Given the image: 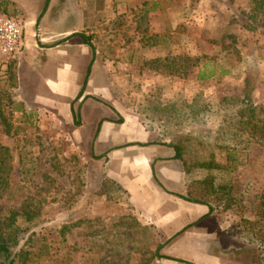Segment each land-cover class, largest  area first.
I'll use <instances>...</instances> for the list:
<instances>
[{
  "label": "rangeland",
  "instance_id": "obj_1",
  "mask_svg": "<svg viewBox=\"0 0 264 264\" xmlns=\"http://www.w3.org/2000/svg\"><path fill=\"white\" fill-rule=\"evenodd\" d=\"M83 2L88 18L82 32L99 50L101 61L115 67L110 71L117 75V96H124L121 100L157 139L171 142L169 134L174 133L173 141H180L189 164L213 150L215 160L229 166L237 202L217 214L229 236L223 257L225 264H257L256 246L248 244L239 229L248 226L243 220H254L253 208L264 188V138L251 141L236 160L211 146L213 125L223 114L235 128L239 109L251 106L255 121H264V30L249 31L236 21L250 11L251 0ZM0 13L18 16L4 0ZM19 58L0 54V92L27 109L13 112L15 134L6 135L0 126V144L12 150L13 173L18 155L22 170L33 172L26 185L39 200L41 213L30 224L32 241L24 248L31 254L24 264H150L160 244L156 231L130 214L125 192L105 176L102 164L84 155L66 123L34 107L18 84ZM199 95L216 111L206 124L168 125L165 135L159 123L151 121L157 117V105L180 107ZM192 189L189 197L203 198L197 184ZM204 199L211 200L215 212L220 209L212 197ZM10 205L0 196V210Z\"/></svg>",
  "mask_w": 264,
  "mask_h": 264
},
{
  "label": "crops",
  "instance_id": "obj_2",
  "mask_svg": "<svg viewBox=\"0 0 264 264\" xmlns=\"http://www.w3.org/2000/svg\"><path fill=\"white\" fill-rule=\"evenodd\" d=\"M4 1L24 28L20 88L35 108L66 123L84 155L125 192L130 214L156 231L150 264H225L223 221L208 204L185 198L183 162L117 96L115 67L79 34L88 18L83 0Z\"/></svg>",
  "mask_w": 264,
  "mask_h": 264
},
{
  "label": "trees",
  "instance_id": "obj_3",
  "mask_svg": "<svg viewBox=\"0 0 264 264\" xmlns=\"http://www.w3.org/2000/svg\"><path fill=\"white\" fill-rule=\"evenodd\" d=\"M155 5L152 4L151 8ZM236 21L239 25L249 31L264 30V0H251L249 12H243L242 16ZM85 42L89 43V38L79 33ZM90 44V43H89ZM10 70V68H9ZM12 78V77H11ZM248 100L249 93L245 95ZM14 100L8 94L0 92V126L6 135L15 134L13 132L12 117L13 112H26V106L23 102L14 105ZM155 119L151 116V121L156 120L161 127V132L169 134L166 130L168 125L179 126L187 121L191 124H206L210 115L216 113L210 102L202 96H197L193 101L183 102L180 107L177 103L166 105H157ZM159 107V108H158ZM183 109V111H181ZM248 110L243 114L242 111ZM182 113H181V112ZM222 115V113H221ZM214 135L211 146L213 149L223 150L236 160L238 152L246 151V148L253 140L264 138V121L254 118V109L251 106H244L239 109V126L237 124L234 130V124L228 114L222 115V120L213 125ZM17 128L15 127L14 130ZM247 132L245 136L243 132ZM175 157L179 158L184 165L185 180L188 190V200L195 202H204L210 206V211H215L211 200H205L204 197H212L219 202V208L216 212L220 214L233 208L237 199L232 195V185L229 177V166L227 163H220L215 160V153L212 150L209 157L194 160L189 164L183 157V149L180 141L174 142V133L169 134ZM8 146L0 144V196H5L11 203L10 206L0 210V264H24L31 254L24 245L32 241V232L30 224L40 216L39 200L33 198L28 186L32 178L30 169L22 170V158L18 155V169L13 173V155ZM40 167V165H39ZM37 171L40 174V169ZM21 169V171L19 170ZM39 169V170H38ZM35 172V173H36ZM38 175V174H36ZM115 185H117L114 182ZM198 185V191L202 199L189 197L193 193L192 185ZM241 201V199H240ZM254 210V220H243L247 227L239 229V234L243 233L248 244L256 246L257 264H264V188L261 192ZM66 226L62 228L64 230ZM250 234V235H248Z\"/></svg>",
  "mask_w": 264,
  "mask_h": 264
},
{
  "label": "built area",
  "instance_id": "obj_4",
  "mask_svg": "<svg viewBox=\"0 0 264 264\" xmlns=\"http://www.w3.org/2000/svg\"><path fill=\"white\" fill-rule=\"evenodd\" d=\"M22 21L15 16L0 13V54L14 58L24 45Z\"/></svg>",
  "mask_w": 264,
  "mask_h": 264
}]
</instances>
